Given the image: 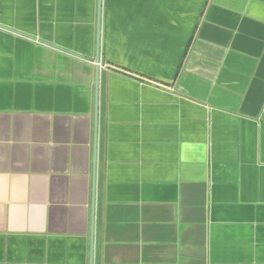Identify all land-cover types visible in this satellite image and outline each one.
Wrapping results in <instances>:
<instances>
[{"label":"crops","instance_id":"0c3cea01","mask_svg":"<svg viewBox=\"0 0 264 264\" xmlns=\"http://www.w3.org/2000/svg\"><path fill=\"white\" fill-rule=\"evenodd\" d=\"M0 264H264V0H0Z\"/></svg>","mask_w":264,"mask_h":264},{"label":"water","instance_id":"95a60500","mask_svg":"<svg viewBox=\"0 0 264 264\" xmlns=\"http://www.w3.org/2000/svg\"><path fill=\"white\" fill-rule=\"evenodd\" d=\"M96 66H98V59L95 62ZM97 77L98 73L96 72V91H95V124L97 122V105H98V88H97ZM94 166H95V158H94ZM95 168V167H94ZM95 170H93V176H95ZM94 203L92 202V213H91V241L93 237V223H94V211H93ZM92 243V242H91Z\"/></svg>","mask_w":264,"mask_h":264}]
</instances>
